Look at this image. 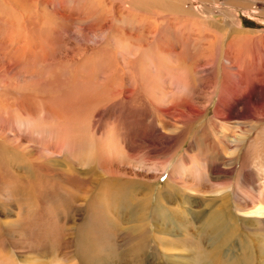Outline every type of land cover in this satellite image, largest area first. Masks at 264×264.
I'll return each mask as SVG.
<instances>
[{"label": "rangeland", "instance_id": "374dc122", "mask_svg": "<svg viewBox=\"0 0 264 264\" xmlns=\"http://www.w3.org/2000/svg\"><path fill=\"white\" fill-rule=\"evenodd\" d=\"M177 1L0 0V264H264V0Z\"/></svg>", "mask_w": 264, "mask_h": 264}, {"label": "bare ground", "instance_id": "6f19581e", "mask_svg": "<svg viewBox=\"0 0 264 264\" xmlns=\"http://www.w3.org/2000/svg\"><path fill=\"white\" fill-rule=\"evenodd\" d=\"M179 4H181V2H180V0L179 1H177ZM183 4V3H182ZM181 4V5H182ZM167 5H170L171 7L173 6V4L172 3H168ZM176 12V11H175ZM179 12H182V9H180V10H177V12L176 13H179ZM192 11L191 10H188V14L190 15V17L193 19V23H195V22H197V23H199V21H200V19L198 18V17H194V13H191ZM184 15L185 14H182V16L184 17ZM176 17H179V16H176ZM175 17V18H176ZM182 17V18H183ZM186 17V16H185ZM185 17H184V19H185ZM173 18V17H172ZM175 18H174V21H173V23H175L176 22V20H175ZM171 19V18H170ZM199 19V20H198ZM186 20V19H185ZM183 21V24L184 23H186V21H184V20H182ZM201 21H203V20H201ZM234 21V20H233ZM171 22H172V20H171ZM204 22V21H203ZM231 22V21H230ZM229 22V24H225L224 26H225V28L227 27V26H229V28H230V26H232L233 25V29H234V32L236 31V30H239L240 28H239V26H238V24H235L234 22H231L230 23ZM225 28H223V29H225ZM222 29V28H221ZM227 29V28H226ZM228 30V29H227ZM243 30V29H242ZM231 31V30H230ZM243 33V32H242ZM253 41V40H252ZM258 46V45H257ZM229 47H230V45H229ZM259 48V47H258ZM231 50V49H230ZM233 50V49H232ZM230 51V53L231 52H234V51ZM257 51V50H256ZM262 51V50H261ZM260 51V52H261ZM228 54H229V52H228ZM225 55V54H224ZM260 56V55H259ZM264 58V57H263ZM253 60V59H252ZM260 60H262V58L260 59ZM258 61V60H257ZM256 61V62H257ZM264 61V60H263ZM229 62V61H228ZM261 63V62H260ZM243 65V64H242ZM264 65V64H263ZM249 66V65H248ZM251 66V65H250ZM254 66V65H253ZM258 67V66H257ZM260 67V66H259ZM258 69V68H257ZM260 69V68H259ZM263 69V68H262ZM241 70V69H240ZM244 70V69H243ZM264 70V69H263ZM246 72V71H245ZM238 73H240V72H238ZM252 73V72H251ZM252 74H255V72H253ZM226 76V75H225ZM259 76V75H258ZM257 76V77H258ZM253 77V76H252ZM254 78H256V77H254ZM254 78H252V79H254ZM150 80V79H149ZM148 81V80H147ZM180 83V82H179ZM141 84V83H140ZM144 84V83H143ZM245 84H246V75H245V73L243 72L242 74H241V76L239 77V78H237V79H235V80H233V79H230V78H226V79H224L223 80V82H222V93H221V99H220V104L222 105V110L221 111H217V113H221L222 114V112L224 111V110H226V109H228L229 108V104H230V101H231V99H233V97L234 96H236V94H238L239 92H243V90H245V88H246V86H245ZM153 89V88H152ZM154 90V89H153ZM160 95V94H159ZM154 96V95H153ZM151 97H152V95H151ZM234 100V99H233ZM187 102H189V101H187ZM187 102H185L184 104H186V105H184V112H182V111H180L179 112V114L186 120V121H188V120H190L191 121V118H195V117H198V114H200L197 110H195L193 107H192V105L191 104H189V103H187ZM152 104H154V103H152ZM158 104V103H157ZM160 104V103H159ZM162 106V105H161ZM160 106V107H161ZM159 107V106H158ZM162 108V107H161ZM160 109V108H159ZM171 109H173V108H170V107H168V108H165V109H163V111H164V113H167V115H169V114H172V112H171ZM157 110V109H156ZM162 110V109H161ZM182 110H183V108H182ZM218 115V114H217ZM170 116V115H169ZM216 116V115H215ZM7 117V114L5 113V115L4 116H2V119L0 120V125L1 126H3V127H6V128H8L9 129V131H13L14 129H17V127H19L18 128V131L19 130H21L22 131V133L23 134H26L29 138H31L36 144H39V146H38V149H44V150H48L49 148H48V146L46 145V143L44 142V137L42 136V133H41V135H39V134H37V133H35L34 131H32V130H24L22 127L23 126H27L28 124H26V123H24V122H19L18 124H15V123H12L8 118H6ZM223 117H225V115L223 116ZM222 117V118H223ZM182 118V119H183ZM226 118H228V116L226 117ZM173 119V118H172ZM179 119V118H178ZM169 121H171L170 119H168ZM175 122H176V119H173ZM211 120V119H210ZM221 120V119H220ZM174 121H171V122H174ZM183 122V121H182ZM185 122V121H184ZM180 124V123H179ZM174 125V124H173ZM27 127H29V126H27ZM166 137V136H165ZM237 139V140H236ZM235 139V144L236 143H240V144H237L236 145V147H235V149L230 153V160H231V158L233 159V157H235V155H236V153H237V150L241 147V144L243 143V141L245 140V132H244V135H238L237 136V138ZM66 141H57V142H55V146L53 147V150H56V149H60V150H65V151H68V152H72L73 150H74V148L75 147H77V145H76V142H75V140H68V139H65ZM76 149V148H75ZM58 152H60V151H58ZM51 153H53V151L51 152ZM182 167H183V162H180L179 161V164H177L176 165V167H174L173 169H172V171H171V176H172V174H177V173H179L181 170H183L182 169ZM170 176V177H171ZM149 197H148V201H147V199H146V201L144 200V199H142V200H140V201H137L136 202V204H137V206H136V212H135V217L137 218V219H139L140 220V217L142 216V214H143V212H144V210H145V215H147V209H148V205H149ZM256 204L257 205H260L259 207H256V206H254V208L256 207V212H261V211H263L264 210V207H263V204H261V202H260V200H258L257 202H256ZM143 205V207H140V206H142ZM135 209V208H134ZM152 209H154V207L152 208ZM166 219H167V217H166ZM93 249L94 248H92V246H91V243H88V244H86L85 245V247L84 248H81L80 249V252H78V253H80V257H79V259H80V263L81 264H99V258H100V255H99V253H96L95 251H93Z\"/></svg>", "mask_w": 264, "mask_h": 264}]
</instances>
